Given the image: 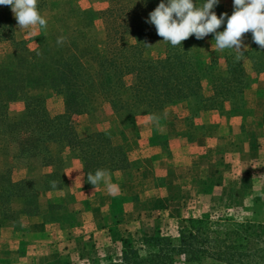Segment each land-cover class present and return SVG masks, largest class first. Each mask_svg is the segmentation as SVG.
I'll list each match as a JSON object with an SVG mask.
<instances>
[{
  "label": "rangeland",
  "instance_id": "rangeland-1",
  "mask_svg": "<svg viewBox=\"0 0 264 264\" xmlns=\"http://www.w3.org/2000/svg\"><path fill=\"white\" fill-rule=\"evenodd\" d=\"M219 1L224 6L222 13L231 16L233 0ZM110 4L109 0H38L46 29L39 25L20 29L11 10L14 36L33 52H39L44 42L55 47L57 38L63 36L65 48L76 43L79 52L98 50L105 55L110 42L109 15L104 11ZM225 28L226 21L217 31ZM127 40L136 42L133 35ZM243 44L248 46L245 57L235 62V50L216 48L214 34L195 38L191 47L195 58L203 62L199 64L200 92L160 110L159 128L146 122L148 113L132 117L125 110L116 111L102 97L91 111L73 115L70 125L81 135L104 132L113 143L125 146L129 167L109 171L110 182L119 191L113 196L104 185L106 195L97 191V211L93 212L95 205L84 198L86 192L77 191L81 182L86 190L94 187L87 183L85 162L75 152H64L60 166L64 187L40 193L39 214L21 216L17 226L0 224V264H114L122 261V238H131L145 255L149 251L145 237L178 239L182 229L193 225L191 218L204 219L206 233L223 242L202 244L209 252L201 256L179 253L173 264H264V49L253 42L251 32L244 34ZM167 46L162 37H155L146 55L164 57ZM11 51V42L1 40L0 65L8 64ZM230 63L243 67L244 74L229 72ZM126 79L132 83L134 76ZM218 91L222 94H216ZM45 94L51 113L64 111V95L53 90H45ZM8 111L13 119L19 118L26 111L25 100L11 101ZM138 151L144 160L135 159ZM11 165L15 179L38 177L51 170L28 166L22 159L15 161L0 146V168ZM141 168L158 171L163 187L145 208H139V197L125 188L127 179L131 182L133 178L138 189L149 187ZM163 174H169L172 188L162 184L166 181ZM175 181L190 182V190L184 192L181 182ZM196 184L199 186L193 188ZM14 204L18 210L20 201Z\"/></svg>",
  "mask_w": 264,
  "mask_h": 264
},
{
  "label": "trees",
  "instance_id": "trees-1",
  "mask_svg": "<svg viewBox=\"0 0 264 264\" xmlns=\"http://www.w3.org/2000/svg\"><path fill=\"white\" fill-rule=\"evenodd\" d=\"M109 1L110 6L104 11L109 15L106 26L110 42L105 55L98 50L79 52L76 43L69 48L64 44L54 47L40 39V51H29L26 43L16 41L11 6L0 5V41L9 40L12 44L8 64L0 65V146L11 152L15 161L22 159L28 166L51 168L41 176L23 179L13 177V165L0 168L1 225L17 226L21 224V216L39 214L40 193L53 189L51 181H56V188L64 187L60 166L66 151L82 157L86 175L97 169L113 171L129 167L124 145L113 143L104 132L83 136L70 125V118L91 111L98 97L108 100L116 111L125 110L133 117L137 113L158 114L166 106L191 99L200 92L199 64L203 62L193 53L194 35L182 41L181 46L168 43L164 57L146 55L150 40L160 37L155 26L146 20L161 0ZM204 2L195 0L197 6ZM223 8L219 1L213 10L220 16ZM128 35H133L136 42L130 43ZM231 71L244 74L240 65H232ZM127 75L134 76L132 83L127 82ZM31 89L40 92L31 94ZM226 89L229 90L228 86ZM45 90L64 95L63 112L51 113ZM17 98L25 100L26 111L13 119L8 106ZM16 200L20 201L18 210ZM190 222L193 225L182 229L178 239L163 235L145 237L149 247L145 255L131 238H122V261L114 264H173L179 253L201 256L209 252L201 248L202 244L223 242L221 237L212 240L206 233L204 219L191 218Z\"/></svg>",
  "mask_w": 264,
  "mask_h": 264
},
{
  "label": "clouds",
  "instance_id": "clouds-1",
  "mask_svg": "<svg viewBox=\"0 0 264 264\" xmlns=\"http://www.w3.org/2000/svg\"><path fill=\"white\" fill-rule=\"evenodd\" d=\"M38 0H0V5L11 6L20 29L39 25L46 29L47 21L41 15ZM219 0H206L197 6L195 0H164L158 4L154 11L149 13L146 23L154 25L157 35L164 42L172 46H181V42L190 36L204 39L214 34L216 48L220 50H235V62L245 57L247 45L243 44L245 33L251 32L253 42L264 49V0H233V13L228 16L222 13L217 16L213 10ZM226 21L224 31H217ZM65 37L57 38V44L62 45ZM242 48L244 50H242ZM147 123L159 128L161 116L147 114ZM87 182L95 188L103 182L109 194L116 195L119 188L110 182V172L107 169H97L95 173H87ZM56 181H51V187L56 188Z\"/></svg>",
  "mask_w": 264,
  "mask_h": 264
},
{
  "label": "crops",
  "instance_id": "crops-1",
  "mask_svg": "<svg viewBox=\"0 0 264 264\" xmlns=\"http://www.w3.org/2000/svg\"><path fill=\"white\" fill-rule=\"evenodd\" d=\"M151 124V123H150ZM151 127L152 128H154V125L153 124H151ZM143 130V129H142ZM159 132H161V133H166L167 131H164L163 129H160V130H158ZM146 136H149L150 137V135H146ZM155 152H158V150L157 149H155ZM137 154H139V155H137V156H135V159H139V158H141L142 160H144L143 159V157H144V154H141L140 153V151H138L137 152ZM155 164H156V162H154ZM154 165V164H153ZM152 165V166H153ZM143 166V165H142ZM141 166V167H142ZM117 171H115V173H116ZM144 174V176H145V178H146V180H148L147 182H148V186L149 187H147V188H144V189H142V190H140V189H138L137 187H138V185H137V180H136V178L134 179L133 178V180L131 181V182H129L128 181V179H127V184L125 185V188H126V190H127V192H128V194H135V195H137L138 197H139V208H145V207H147L148 205V201H150V199L153 197V194L156 192V191H160V190H162L163 189V187H162V185H161V183H159V179H158V171L157 172H153L152 170L151 171H145L144 169H142L141 168V174ZM117 174V173H116ZM168 175V176H167ZM163 174V176H166V181H164L162 184L163 185H166L165 187L166 188H172V186L170 185L171 183L170 182H172V180H169L170 179V176H169V174ZM110 176H112V175H110ZM82 179V178H81ZM121 180H124V179H121ZM181 182V184L182 185H180L181 186V189L185 192V189H187V190H190V185H191V183L190 182H187V181H175L174 182V184H179ZM135 184H136V186H135ZM151 184H153V186H152V188H151ZM197 185L198 184H196L195 186H193V188H197ZM103 186H104V184L103 183H101L100 185H98L96 188L95 187H93V189H88V190H86V188L84 187V182L82 183H80V185H79V189H77V191L79 192L80 191V193L82 194V193H85L86 192V194H87V196H85L84 198H87L88 200H90V202H91V204L92 205H95L94 206V209H93V212H96L97 211V209H96V204H95V202L97 201L95 198L97 197V191H102V194L103 195H106L105 194V191H104V188H103ZM176 186V185H175ZM199 186V185H198ZM101 187V188H100ZM200 190H202V189H200ZM105 198V197H104ZM80 200V199H79ZM46 230V229H45Z\"/></svg>",
  "mask_w": 264,
  "mask_h": 264
}]
</instances>
